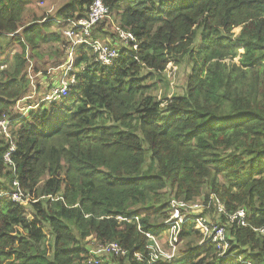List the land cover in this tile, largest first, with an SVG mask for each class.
<instances>
[{"label": "trees", "instance_id": "obj_1", "mask_svg": "<svg viewBox=\"0 0 264 264\" xmlns=\"http://www.w3.org/2000/svg\"><path fill=\"white\" fill-rule=\"evenodd\" d=\"M27 2L0 0V50L4 36L21 48L0 73V118L11 119L16 146L12 170L0 137V191L16 180L28 198L0 197V264H86L88 238L126 250L108 264H135L145 246L138 225L157 233L171 199L206 204L211 194L227 212L248 211L241 226L221 217L232 255L197 247L198 230L184 224L181 257L158 264H264L255 230L264 226V0H106L138 49L105 67L80 47L69 94L23 115L14 105L29 95L26 48L38 56L40 43L58 42L49 27L83 16L92 0L23 24ZM170 61L190 64L185 85L156 96L147 81Z\"/></svg>", "mask_w": 264, "mask_h": 264}, {"label": "built area", "instance_id": "obj_2", "mask_svg": "<svg viewBox=\"0 0 264 264\" xmlns=\"http://www.w3.org/2000/svg\"><path fill=\"white\" fill-rule=\"evenodd\" d=\"M106 0H92L83 16L76 18H67L64 20H57L62 25L63 34L65 37L64 46L65 58L55 67H49L45 71H37L34 74V67L30 65L28 49L26 48L27 59V78L30 80L37 78L41 74H49L57 72L59 76L55 79V83L51 84V88L44 96L39 98L38 102L51 101L64 97L69 94L70 88L76 82L75 72L83 69V64L76 67L80 58V47L88 46L90 48V55L92 62L101 66L113 65L122 55H133L134 51L138 49V42L130 30L122 28L117 22H112L111 11L105 2ZM103 21H109L113 26V31L117 40L120 42L114 44L109 40H102L93 36V31L98 24ZM78 46L79 49H76ZM136 58V57H135ZM33 65V63H32ZM37 83H30V94L18 99L15 102V109L23 115L37 106V103L25 102L23 106L19 103L25 99L30 100V95H35L38 90ZM10 121L9 116L0 118V137L8 138V149L3 154L4 163L14 169V164L11 161V153L15 150V141L10 140ZM13 189L10 191H0V197L8 195L16 202H26L28 198L19 187L16 180L12 182ZM214 202L215 210L213 213L216 219H209L203 209H210L209 203ZM224 216L227 223H235L237 226L245 225L248 211L244 208H238L233 212H227L224 204L221 203L215 196L209 197V201L204 204L203 200H193L191 202L184 199H171L168 203L167 217L161 222L157 233L143 230L141 225L137 229L145 236V246L143 251H135L132 258L135 264H158L161 262H171L178 257V248L182 242L180 232L184 224L192 225L194 229L198 230L200 237L196 241V246L204 248L206 245H211L214 248L215 255L218 259H223L231 256L230 244L227 237V223L221 220ZM118 220L128 221L127 217L116 216ZM137 221L138 218L134 217ZM258 233L264 234V226L255 229ZM87 241V258L86 264H108L111 258L128 259L127 252L117 242H99L94 238H88ZM161 242L163 246H161ZM242 260V261H241ZM243 264H251V261L241 259Z\"/></svg>", "mask_w": 264, "mask_h": 264}, {"label": "rangeland", "instance_id": "obj_3", "mask_svg": "<svg viewBox=\"0 0 264 264\" xmlns=\"http://www.w3.org/2000/svg\"><path fill=\"white\" fill-rule=\"evenodd\" d=\"M66 0H28L26 6L23 10V19L22 23L26 24L32 19H39L42 17L47 18L51 14H53L54 10L63 4ZM112 22H116L115 14H111ZM103 23L105 26L104 31L100 30L98 32L96 29L93 31L94 37H101L102 40H109L111 43L117 44L120 42L117 40L116 35L113 31V26L109 21ZM58 22L52 24L48 31L46 32L47 35L55 32L59 37L60 40L58 42L51 41V42H42L38 45V51L36 56L33 51L29 49V59L31 60L30 65L34 68L38 67L41 71L47 70L49 67L58 66V63L62 62L65 58V49L67 45L64 46L65 37L63 34L62 25L60 26ZM102 26H100L101 29ZM103 28V27H102ZM239 28H235L234 32H238ZM21 31V28L18 32ZM19 34V33H18ZM10 36H4L1 38V50H0V62L2 60L3 63H0V73L2 70H9L11 69L10 63L13 61V55L20 51V45L18 42H9ZM76 49H79L78 46ZM81 51V49H79ZM59 54V55H57ZM90 54V52H89ZM63 56V58H62ZM62 58V60H61ZM61 60V61H60ZM33 63V65H32ZM28 68V64H27ZM26 68V69H27ZM190 71V64L186 62H179L175 63L174 61H170L166 66V69L163 72V75L155 76L154 78H150L147 82L154 84L152 89V93L156 96L161 95H171L173 93H180L185 85L186 76ZM37 72H34L36 74ZM27 74V70H26ZM1 76V75H0ZM59 76L57 72H53L52 74H41L38 75L37 78L30 80V83H37L38 90L36 91L35 95H30V100L25 99L19 103V106H23L26 101L28 103L37 102L41 96H44L51 88V84L55 83V79H58ZM30 94V90H29ZM15 108V107H14ZM17 111V109H14ZM20 113V112H19ZM206 189L203 191L205 192ZM213 196V194H211ZM201 200L203 198L200 196ZM200 210L203 208L200 207ZM209 219L215 220L216 215L213 212H203ZM185 240L182 239V242L178 248V257H181L183 250L185 249ZM161 246L163 243L161 242Z\"/></svg>", "mask_w": 264, "mask_h": 264}, {"label": "clouds", "instance_id": "obj_4", "mask_svg": "<svg viewBox=\"0 0 264 264\" xmlns=\"http://www.w3.org/2000/svg\"><path fill=\"white\" fill-rule=\"evenodd\" d=\"M37 86H38V84H37Z\"/></svg>", "mask_w": 264, "mask_h": 264}]
</instances>
